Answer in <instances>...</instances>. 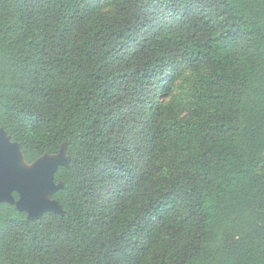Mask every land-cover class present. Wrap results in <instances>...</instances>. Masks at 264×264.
I'll return each instance as SVG.
<instances>
[{"label":"trees","instance_id":"trees-1","mask_svg":"<svg viewBox=\"0 0 264 264\" xmlns=\"http://www.w3.org/2000/svg\"><path fill=\"white\" fill-rule=\"evenodd\" d=\"M1 129L69 161L0 264H264V0H0Z\"/></svg>","mask_w":264,"mask_h":264},{"label":"water","instance_id":"water-1","mask_svg":"<svg viewBox=\"0 0 264 264\" xmlns=\"http://www.w3.org/2000/svg\"><path fill=\"white\" fill-rule=\"evenodd\" d=\"M45 157L27 164L20 145L12 142L3 129L0 130V204L15 205L31 220L42 218L46 212L63 214L60 204L51 196L62 187L55 183V174L60 166H66L68 162L46 163ZM17 162H21L22 167L19 168ZM23 164L32 169H24ZM14 193L19 195L18 200Z\"/></svg>","mask_w":264,"mask_h":264},{"label":"rangeland","instance_id":"rangeland-1","mask_svg":"<svg viewBox=\"0 0 264 264\" xmlns=\"http://www.w3.org/2000/svg\"><path fill=\"white\" fill-rule=\"evenodd\" d=\"M170 76V75H169ZM192 75L187 73L185 74L181 79H179L173 86L172 89H174V94L178 95L181 94L182 92H185L189 90L190 88V82L192 81ZM167 83L169 84L170 81L167 79ZM187 95H185L186 97ZM168 102H170V99H168ZM46 163L47 162H52V161H56V162H60L61 164H66L68 162V157L66 154L65 149H63L58 155L55 156H47L45 158ZM23 163V162H22ZM23 168L26 170H31L32 167L30 166H26L25 164H23ZM225 233L222 234V236L220 237V240H222L224 238Z\"/></svg>","mask_w":264,"mask_h":264},{"label":"bare ground","instance_id":"bare-ground-1","mask_svg":"<svg viewBox=\"0 0 264 264\" xmlns=\"http://www.w3.org/2000/svg\"><path fill=\"white\" fill-rule=\"evenodd\" d=\"M17 166L20 168L22 167L21 162H17Z\"/></svg>","mask_w":264,"mask_h":264}]
</instances>
